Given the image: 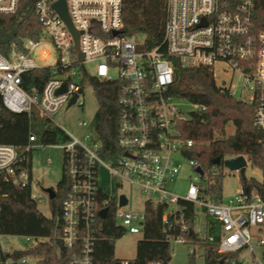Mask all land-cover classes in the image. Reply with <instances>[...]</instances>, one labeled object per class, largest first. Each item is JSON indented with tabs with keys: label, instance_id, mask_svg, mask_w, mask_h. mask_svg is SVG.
I'll list each match as a JSON object with an SVG mask.
<instances>
[{
	"label": "built area",
	"instance_id": "built-area-1",
	"mask_svg": "<svg viewBox=\"0 0 264 264\" xmlns=\"http://www.w3.org/2000/svg\"><path fill=\"white\" fill-rule=\"evenodd\" d=\"M55 1L38 0L35 4L34 12L42 23L40 38H27L20 46L13 44L7 53L0 51V95L7 109L16 113L36 109L53 121L65 105L69 107L75 95L73 105L85 104L81 100L85 75L105 82H121L117 141L120 154L104 157L103 143L92 130V122L85 121H80V125L88 128L84 141L61 128L71 138L52 146L68 156L65 168L70 190L63 203L62 240L66 248L77 250L70 264L93 263L95 244L102 229L99 219H104L100 212L105 208L109 211L114 195L106 193L100 185L103 167L117 187L126 184L149 194L145 204L147 201L168 204V212L163 216L166 223L170 215L178 212L180 200L201 206L207 215L220 222L218 251L239 254L229 264H259L253 241L256 239L258 245H264V238L259 235L264 230L263 194L242 188L225 204L204 199L199 184L193 181L185 196L171 189L180 179L184 160L196 171V180L202 175L196 170L198 162L183 153L194 141L181 137L178 124L185 118L176 98L170 94L177 68H209L216 80L214 68L224 64L225 71L240 73L244 78L242 100L255 105V125L264 130V28H259L255 19L259 0H167L163 37L153 46L146 35L125 31V0H66L70 19L78 32L76 45L74 33L53 8ZM19 2L0 0V14L15 13ZM47 43L57 50L52 64H47L51 58L45 49ZM39 48L42 49L37 53ZM37 58L45 64H38ZM39 68H49L52 77L40 95L31 94L23 88V78ZM64 84L66 90L58 93ZM197 109L205 107L197 106ZM30 140L34 142L35 136ZM18 157L14 146L0 144V176L25 186L28 173L25 170L17 173ZM100 192L110 197L102 199ZM122 194L117 195L116 225L126 233L144 234L145 207L142 211L128 208L130 197L126 194L128 202L121 206ZM32 197L39 201L33 193ZM24 239L27 246L41 241L30 236ZM175 240L185 242L183 237ZM0 248L5 255L15 251H5L1 242ZM247 257L250 262H246ZM34 261L12 255L0 258V264H33Z\"/></svg>",
	"mask_w": 264,
	"mask_h": 264
},
{
	"label": "trees",
	"instance_id": "trees-1",
	"mask_svg": "<svg viewBox=\"0 0 264 264\" xmlns=\"http://www.w3.org/2000/svg\"><path fill=\"white\" fill-rule=\"evenodd\" d=\"M38 0H20L18 10L13 14H0V51L7 53L13 44L21 45L27 38L38 39L42 23L34 12ZM167 14V0H125L126 32L146 35L148 43L154 45L163 37V26ZM259 28H264V0L258 1L255 16ZM170 94L175 98L188 100L204 110L196 109L178 124L184 140L193 145L184 150V155L196 160L203 169L200 177V193L204 199L223 201L224 160L245 156L254 167L264 174V130L255 125V105L236 98L231 90L220 86L209 68H177ZM52 77L49 68H39L24 75L22 86L31 93L40 95L47 81ZM91 84L98 101V111L91 123L92 130L102 141L104 157L120 154L117 145L121 104V82L102 81L98 77L85 75L82 87ZM235 132L226 136L230 123ZM35 136L32 142L30 138ZM64 130L34 109L30 113L13 112L4 105L0 95V144L12 145L18 152L17 173H28L27 184H15L0 176V235H19L40 238L35 246L15 250L13 254L1 251L0 258H32L33 264H70L77 252L66 248L62 240L63 203L70 190V179L66 174L67 154L61 155L63 176L56 189V197L50 200L52 216H45L39 209V201L32 197V151L37 146L63 144L70 140ZM221 159L219 164L215 163ZM46 162L52 163V158ZM243 188L264 195V179L243 178ZM110 196L100 192V198ZM117 195L111 196L109 211L99 219L102 229L93 252L92 264H123L115 256V241L126 234L124 228L116 225L115 210ZM179 210L169 216L166 223L163 216L169 205L147 201L145 204V227L141 241L137 244L136 257L129 264H169L172 259V241L183 237L185 242L203 249L204 264H229L238 259V253L223 254L218 251L221 237L220 222L206 214V234L194 230L196 205L180 200ZM204 210V209H203ZM184 226L187 230H184ZM192 231V233H190ZM213 237V241L210 240ZM194 249L190 253L193 259ZM224 261L222 262V260ZM194 264L193 260L191 261Z\"/></svg>",
	"mask_w": 264,
	"mask_h": 264
},
{
	"label": "rangeland",
	"instance_id": "rangeland-1",
	"mask_svg": "<svg viewBox=\"0 0 264 264\" xmlns=\"http://www.w3.org/2000/svg\"><path fill=\"white\" fill-rule=\"evenodd\" d=\"M40 49L42 48H39L37 53ZM45 49L51 53V58L47 60V64L54 63L57 58V50H55L51 43H47ZM37 62L40 65L45 64V62L41 61L39 58H37ZM90 68L93 70L94 65H91ZM224 68V64H217L214 68L217 84L220 86L225 85L236 98H244V78L240 73H232L230 70L225 71ZM81 100L85 103L83 106L71 105L67 107V105H65L54 115L55 120L53 121L60 128H63L70 136L84 141L88 133V128L80 125V121H85L90 124L98 111V101L91 84L85 85ZM175 102L182 110L185 119L189 117L191 112L197 109V106L188 100L176 98ZM235 126L236 125L232 122L227 126L226 136L234 134ZM61 155L62 151L60 149L48 146H37L32 151V192L39 198V209L47 217L52 216V206H50V197L45 189L54 188L56 190L58 183L62 179L63 167ZM47 158H52V163L46 162ZM222 170L225 175L223 181V202L228 204L230 199L234 198L243 188V177L239 170H231L225 165L222 166ZM197 176L196 171L189 166L188 161L184 160L180 179L171 186V189L179 195L185 196L192 181L197 184L200 183V179H195ZM245 177L247 179L254 178L257 181H263L264 174L248 160L245 166ZM99 181L103 190L108 194L114 193L118 195L125 193L128 195L130 197L128 208L133 210H144L145 201L150 198L149 194L141 193L137 189H132L126 184L117 187L116 182L110 177L109 172L104 167L100 170ZM206 229V213L201 206L197 205L194 230L201 234H206ZM252 229L257 231L258 228ZM259 235L264 238V230L260 232ZM142 238V233L134 234L127 232L123 237L115 241V256L123 260L134 259L136 257L137 244H139L138 242L141 241ZM0 239L5 251L23 250L27 247L23 236L7 235L0 236ZM253 242L255 244V259L259 264H264V245H258L256 239H254ZM172 244L173 255L169 264H190L192 260L194 264H204L203 249L201 247L178 240H173ZM194 249L196 250V255L192 259L190 253ZM245 260L246 262H250L249 257ZM31 262H33V260H31Z\"/></svg>",
	"mask_w": 264,
	"mask_h": 264
},
{
	"label": "water",
	"instance_id": "water-1",
	"mask_svg": "<svg viewBox=\"0 0 264 264\" xmlns=\"http://www.w3.org/2000/svg\"><path fill=\"white\" fill-rule=\"evenodd\" d=\"M53 8L58 12V14L62 17V19L66 22L72 33H74L75 42L76 45H78V32L74 28L72 21L70 19L69 13H68V7L66 0H57L53 3ZM66 90V85L64 84L60 89H58V93L64 92ZM82 91V90H81ZM77 95H75L69 102V107L73 105L76 102ZM221 162L220 158H217L215 160L216 164H219ZM248 161L247 158L243 155L234 157V158H228L227 160H224V165L227 166L231 170H239L241 173V176L243 178L245 177V166L247 165ZM197 172H199L201 175H203L204 171L199 166L197 167ZM45 191L49 194L50 200H53L56 197V190L54 188H47ZM128 202V199L124 194L120 195V205L125 206ZM108 209L105 208L101 210L100 215L102 218H105L107 216ZM192 233V231H190ZM224 259L222 260V262Z\"/></svg>",
	"mask_w": 264,
	"mask_h": 264
}]
</instances>
